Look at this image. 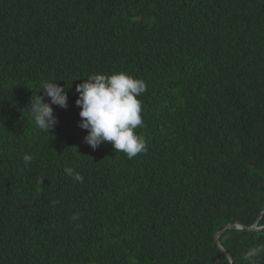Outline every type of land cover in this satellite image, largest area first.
Returning a JSON list of instances; mask_svg holds the SVG:
<instances>
[{
	"label": "trees",
	"instance_id": "1",
	"mask_svg": "<svg viewBox=\"0 0 264 264\" xmlns=\"http://www.w3.org/2000/svg\"><path fill=\"white\" fill-rule=\"evenodd\" d=\"M114 72L146 84L131 160L77 126L76 85ZM49 80L68 95L50 134L25 110ZM235 223L218 241L245 264L264 243V0H0V264H229L215 234Z\"/></svg>",
	"mask_w": 264,
	"mask_h": 264
},
{
	"label": "clouds",
	"instance_id": "2",
	"mask_svg": "<svg viewBox=\"0 0 264 264\" xmlns=\"http://www.w3.org/2000/svg\"><path fill=\"white\" fill-rule=\"evenodd\" d=\"M55 81L43 82L39 88V91L43 90V96L32 95L30 104L25 109L36 127L48 134L58 123L53 105L63 109L68 107L66 88ZM81 81L75 88L78 93L75 104L80 109L77 126L87 133L83 138L84 143L93 150L102 144H111L115 152L123 153L129 160L147 151L145 139L135 131L143 126L139 97L146 91L145 82L125 72L94 73ZM45 96L50 102H44ZM32 160L33 156L30 154L23 156L25 166ZM65 171L68 175H73L72 169ZM73 178L83 182L79 173H75ZM71 219L75 221L79 216L74 213ZM243 261L245 264H262L264 243L249 248L243 254Z\"/></svg>",
	"mask_w": 264,
	"mask_h": 264
},
{
	"label": "water",
	"instance_id": "3",
	"mask_svg": "<svg viewBox=\"0 0 264 264\" xmlns=\"http://www.w3.org/2000/svg\"><path fill=\"white\" fill-rule=\"evenodd\" d=\"M232 226H235L236 228H242V227H243L242 225H240V224H238V223H235V224H228L227 226H225L223 229L219 230V231L215 234V241H216L218 247H219L222 251H224V252H226V251H225V249L222 247V245L219 243V241H218V237H219V235H220L225 229L230 228V227H232ZM249 228L258 229V228H260V227H257V226H255V224H254L253 226H251V227H249ZM226 254H227V252H226ZM227 257H228L229 260H230V263H229V264H231V257H230L228 254H227Z\"/></svg>",
	"mask_w": 264,
	"mask_h": 264
}]
</instances>
